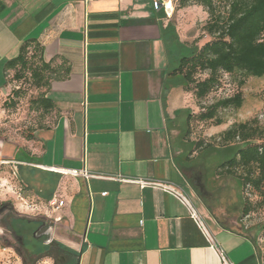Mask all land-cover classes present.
<instances>
[{"label": "crops", "instance_id": "1", "mask_svg": "<svg viewBox=\"0 0 264 264\" xmlns=\"http://www.w3.org/2000/svg\"><path fill=\"white\" fill-rule=\"evenodd\" d=\"M169 27L177 34L159 0H0V94L4 65L27 38L43 45L45 61L62 58L70 69L50 83L58 116L40 139L21 149L0 138V167L12 170L18 198L38 211L33 217L51 223L61 261L222 264L187 203L123 180L194 195L175 134L197 106L168 73L177 61ZM195 210L229 262L263 264L252 236Z\"/></svg>", "mask_w": 264, "mask_h": 264}, {"label": "trees", "instance_id": "2", "mask_svg": "<svg viewBox=\"0 0 264 264\" xmlns=\"http://www.w3.org/2000/svg\"><path fill=\"white\" fill-rule=\"evenodd\" d=\"M202 6L208 13V20L204 30L211 40L201 46L180 42L174 29L169 27L173 34V45L169 50L177 53L175 66L169 70V75L183 85L193 99L198 102L199 111L190 113L187 117L184 141L188 142L186 135L190 132L192 120L212 121L218 126L222 119L217 116L219 109L239 108L243 97L240 92L231 96L217 99L207 106L199 102L219 84L221 74H241L243 77L264 76V0H229L225 15H221L216 8L214 0H180V6ZM43 45L36 38H27L21 42L15 56L9 58L4 65L5 83L9 84L10 73H14V79L20 80L28 73L30 87L35 89V94L30 98V107L40 110L42 115L51 119V124L41 126L31 131L26 140L40 139V132L51 128L55 123L58 110L55 103L46 93L53 80H62L69 75V66L61 59L60 64L54 60L45 61L43 58ZM204 73L202 78L197 74ZM19 89V88H18ZM13 93H17L14 90ZM11 105L15 103L10 100ZM196 113V114H195ZM264 129H261L255 119L245 122H234L219 134L222 147L236 144L234 152L221 161L216 168V175H227L238 180L242 187L250 186L254 191H261L264 184ZM22 149V145L17 143ZM202 149L200 141L194 143L190 154ZM189 154V155H190ZM189 156H187L188 158ZM249 206L244 207L247 212ZM28 217H18L11 221V228L22 234V229L28 230L29 235L35 226V220ZM14 221H20L17 228ZM31 224V226H30ZM30 226L31 228H29ZM33 226V227H32ZM27 232V233H28ZM28 235V234H26ZM25 248L28 255H35L34 259L51 256L52 251H47L49 246L40 240L26 238ZM28 246H30L28 248ZM31 249V250H29ZM57 253H61L60 251ZM69 254L71 252H68ZM72 254V253H71ZM29 264H34L35 260ZM26 264V262H23ZM65 264H74V258L68 256Z\"/></svg>", "mask_w": 264, "mask_h": 264}, {"label": "rangeland", "instance_id": "3", "mask_svg": "<svg viewBox=\"0 0 264 264\" xmlns=\"http://www.w3.org/2000/svg\"><path fill=\"white\" fill-rule=\"evenodd\" d=\"M171 1L173 10L170 18L177 28V34L184 43L189 45L196 43L201 46L211 40V37L204 30L208 13L202 6L191 4L181 7L180 0ZM228 1L214 0L217 11L221 15H225ZM13 76L14 73L11 72L6 90L0 94V138L23 145L25 140L29 138L31 131L33 132L37 128L47 125V123L51 124L52 120L46 115H42L40 110H33L30 107L29 100L35 94V89L29 85L28 73L25 72L24 77L20 80L14 79ZM203 76H205L204 73L196 75L198 78ZM14 90H17V93H13ZM236 92L242 94V104L239 108L219 109L217 116L222 119V124L215 126L212 121L201 122L194 119L190 125V132L186 135L188 142L183 141V143L180 139L185 134L186 126L178 127L180 131L177 135L175 134V143L181 148V151H177L176 157L181 169H183L188 186L194 194L191 195L186 192V197L191 205L195 209L204 208L225 225L240 229L252 236L264 264V184L260 192L254 191L248 185L242 187L236 178L216 175L215 171L218 164L234 152L236 146V144L228 147L220 145L222 140H220L219 134L223 130L234 122H245L252 119L256 120L261 129H264V76L243 77L238 73L233 75L221 74L219 84L199 103L202 106H207L219 98L231 96ZM11 99L15 101L13 105H11ZM193 102L197 106V109L195 108L197 113L199 111L198 102L195 100ZM262 139L264 140V136ZM197 141L201 142L202 149L190 154V150ZM2 170L0 167V172L3 175V177L0 175L1 182L6 190L2 191L0 195V204L9 202L12 205V213L16 214L17 217L35 218L33 216L37 215V210L20 207L26 204L18 198L17 190L11 182L14 180H11V177L14 176L12 170ZM247 205L249 210L245 212L244 207ZM6 214L7 212L0 213V230H2V232L0 231V264H23V258L15 247L16 242L10 237H8L9 241L3 238L9 236L2 226ZM13 223L17 228L21 226L20 221ZM30 226L28 227L31 228ZM24 232L23 228L22 234ZM29 233H27L26 238L31 239ZM36 236L38 237V234ZM21 251L25 253L23 249ZM50 255L55 256L57 252ZM51 256L35 258L37 260L34 264L58 263L56 258H47ZM27 258L29 259H27L26 264H29L34 257L29 256Z\"/></svg>", "mask_w": 264, "mask_h": 264}, {"label": "flooded vegetation", "instance_id": "4", "mask_svg": "<svg viewBox=\"0 0 264 264\" xmlns=\"http://www.w3.org/2000/svg\"><path fill=\"white\" fill-rule=\"evenodd\" d=\"M2 212H7L6 216H4V220L2 221V224H3L2 226L7 231V234L9 235V236H4L3 238H5V239H7V241H9L8 237H10L16 242V244H15L16 250L21 254L24 262H26L27 259H29V258H27L29 256L35 257V255H28L27 249L25 248V238L24 237L27 234L28 230H25L24 234H21V233L15 232V230H13L11 228V221L13 219L18 218V217L16 216V214L12 213V205L9 202H2L0 204V213H2ZM19 217H21V216H19ZM30 219L35 220L32 223V224H35V226L31 232V236L33 238H35L36 240H40V242L42 244L48 245L49 248L47 251L50 250L53 253L59 252L60 247L57 244H55L50 238L51 223L49 221H46L45 219H42L40 216H37L35 218H30ZM30 219H28L27 224L31 223V222H29ZM24 229H26V227ZM0 231L2 232V230H0ZM36 234H38V237L36 236ZM21 249H23L25 253H23V251H21ZM59 254H61V253H57V255L51 256V257L57 259L58 263L56 262V264H65L67 258L65 261H61V258H57L59 256ZM25 255H26V257H25Z\"/></svg>", "mask_w": 264, "mask_h": 264}, {"label": "built area", "instance_id": "5", "mask_svg": "<svg viewBox=\"0 0 264 264\" xmlns=\"http://www.w3.org/2000/svg\"><path fill=\"white\" fill-rule=\"evenodd\" d=\"M162 3V6L164 8L165 14L167 16H170V14L172 13V1L171 0H159ZM70 172L72 174H79V172H77V170H70ZM83 174L85 175V172H83ZM124 181H129V182H134V183H138L139 186L141 188L144 187H151V188H160L162 190H164L165 192L177 197L179 200H181L182 202H185L188 204V206L191 209V214L193 215L196 223L199 225V227L203 230V232L205 233L209 246L210 248L215 252V254L217 255V257L219 258V260L221 261L222 264H233L231 262H229L226 257H225V253L224 251L220 248V246L218 245V243L216 242V240L214 239V237L208 232L203 220L201 219L200 215L198 214V212L195 210V208L190 205L189 200L187 199V197L182 194L180 191H178L176 188L161 183V182H157V181H147V180H141V179H137V180H127V179H123ZM6 189L4 188L2 182L0 181V195L2 193V191H5ZM103 195L105 194V192L102 193ZM64 201L63 200H59L56 202H51V205L54 206V209H57L59 207H61L63 205ZM27 208L29 209H33L36 210V207L33 206L32 204L26 203Z\"/></svg>", "mask_w": 264, "mask_h": 264}]
</instances>
